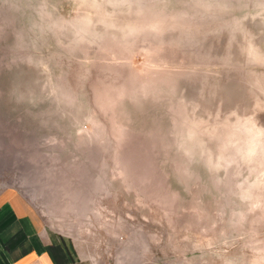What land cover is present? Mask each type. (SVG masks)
Returning a JSON list of instances; mask_svg holds the SVG:
<instances>
[{
	"label": "rangeland",
	"instance_id": "rangeland-1",
	"mask_svg": "<svg viewBox=\"0 0 264 264\" xmlns=\"http://www.w3.org/2000/svg\"><path fill=\"white\" fill-rule=\"evenodd\" d=\"M3 199L76 264H264V0H0Z\"/></svg>",
	"mask_w": 264,
	"mask_h": 264
},
{
	"label": "crops",
	"instance_id": "crops-1",
	"mask_svg": "<svg viewBox=\"0 0 264 264\" xmlns=\"http://www.w3.org/2000/svg\"><path fill=\"white\" fill-rule=\"evenodd\" d=\"M26 215L10 199L0 200L1 264H76L79 251L69 237L45 238Z\"/></svg>",
	"mask_w": 264,
	"mask_h": 264
}]
</instances>
